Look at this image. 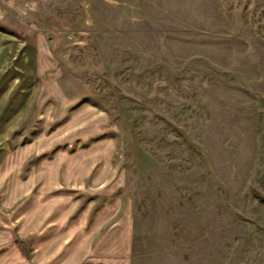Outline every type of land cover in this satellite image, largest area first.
Segmentation results:
<instances>
[{"label": "rangeland", "instance_id": "rangeland-1", "mask_svg": "<svg viewBox=\"0 0 264 264\" xmlns=\"http://www.w3.org/2000/svg\"><path fill=\"white\" fill-rule=\"evenodd\" d=\"M0 3V32L41 34L53 59L23 121L0 122V264L34 252L17 149L75 119L95 136L44 157L115 142L106 187L76 200L90 214L115 200L129 264H264V0Z\"/></svg>", "mask_w": 264, "mask_h": 264}, {"label": "crops", "instance_id": "crops-1", "mask_svg": "<svg viewBox=\"0 0 264 264\" xmlns=\"http://www.w3.org/2000/svg\"><path fill=\"white\" fill-rule=\"evenodd\" d=\"M5 15V7L0 3V26ZM44 44L41 34L27 38L17 34L14 38L0 32V69L5 70L4 81L0 82V122L19 123L27 115L40 74L53 64ZM81 123L75 119L54 136L41 132L33 143L17 149V200L29 192L26 198L30 210L20 217L19 225L23 232H30L34 252L29 264H129V230L122 227L119 231L117 225H109L116 212L115 200L104 195L109 202L92 214V206L76 200L86 190L98 193L106 187L105 183L113 176L111 158L115 142L106 140L72 154L58 150L51 157H44L54 150L56 143L94 137L96 122L86 125L92 128L81 131L74 128ZM4 132L0 127V137H4ZM8 154L2 146L0 167ZM35 157L39 160L31 163L24 175L23 166ZM17 264H22L21 257L17 258Z\"/></svg>", "mask_w": 264, "mask_h": 264}]
</instances>
